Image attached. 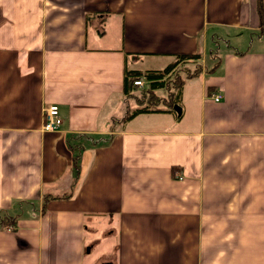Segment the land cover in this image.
I'll list each match as a JSON object with an SVG mask.
<instances>
[{"label":"crops","instance_id":"0c3cea01","mask_svg":"<svg viewBox=\"0 0 264 264\" xmlns=\"http://www.w3.org/2000/svg\"><path fill=\"white\" fill-rule=\"evenodd\" d=\"M262 15L264 0H0V264H264ZM188 53L180 113L126 119L125 70Z\"/></svg>","mask_w":264,"mask_h":264},{"label":"trees","instance_id":"16d2710c","mask_svg":"<svg viewBox=\"0 0 264 264\" xmlns=\"http://www.w3.org/2000/svg\"><path fill=\"white\" fill-rule=\"evenodd\" d=\"M264 15H262L263 18ZM263 21V19H262ZM176 60L174 62L169 63L162 69H148L144 71L139 70H132L124 72V78H123V91L125 95H128L131 97L136 105H138L136 108H134L131 112L128 113L126 116V119H130L140 113H149V112H163V111H171L175 112L174 105L177 104L176 99L174 97H177L172 94L171 89L168 88V80L167 77L170 76L176 66L181 61H186L189 59H197L199 55L197 54H177ZM199 69V65H197V69L194 73L197 72ZM192 73V74H194ZM143 78L145 80V85L142 88H139L134 84V81L137 79ZM183 84V81L180 79L178 82L179 87H181ZM166 89L168 96L166 97H160L157 94L158 90ZM135 91H138V95H135ZM174 96V97H173ZM167 104L166 109L160 108V104ZM180 115V114H179Z\"/></svg>","mask_w":264,"mask_h":264},{"label":"rangeland","instance_id":"374dc122","mask_svg":"<svg viewBox=\"0 0 264 264\" xmlns=\"http://www.w3.org/2000/svg\"><path fill=\"white\" fill-rule=\"evenodd\" d=\"M145 60L148 62V64H147L148 66H146V67H150V66L156 67L157 65H159V59L147 58ZM196 69H197V65L184 66L181 69H177L170 76L167 77L169 90L171 89L172 94L177 96V97L173 96L176 99V102H177V104H175V105L179 106L180 101H181L180 99H181V90L182 89H181V87L177 86L178 82L180 81V79L183 80V78H185L187 76V74L194 73L196 71ZM134 94L138 95V91L137 92L135 91ZM157 94L160 97L168 96V93H167L166 89L158 90ZM128 101L130 102L129 109L131 110L134 106H136V103H135L134 100H131V99H129ZM124 102H125V100H124ZM125 106L127 107L126 103H125ZM126 107H125V110H126ZM117 114H118L117 117L121 116L120 113H117ZM108 244H109L108 242H107V244L104 243L103 250L108 254V256H110L111 255V251H110V247L108 246ZM100 254L101 253L98 250L92 251L90 254H87L88 256H86L84 264H98L99 260L101 259V255Z\"/></svg>","mask_w":264,"mask_h":264},{"label":"built area","instance_id":"2783aa9c","mask_svg":"<svg viewBox=\"0 0 264 264\" xmlns=\"http://www.w3.org/2000/svg\"><path fill=\"white\" fill-rule=\"evenodd\" d=\"M263 24H264V16H263ZM145 80L143 78L137 79L134 81V84L136 86H138L139 88L144 87L145 85ZM211 100H213L214 102H219L222 98L223 95L221 92H215V93H211L208 96ZM62 123V118L60 116L59 113V108L57 105L52 104L50 106H48L45 110H44V119H43V124H42V129L44 131H48V132H55L59 130V126ZM77 156L76 158L78 159L79 157V149L77 147ZM178 178H181V176L177 175ZM7 230H13L14 226L9 225L8 227H6Z\"/></svg>","mask_w":264,"mask_h":264},{"label":"water","instance_id":"95a60500","mask_svg":"<svg viewBox=\"0 0 264 264\" xmlns=\"http://www.w3.org/2000/svg\"><path fill=\"white\" fill-rule=\"evenodd\" d=\"M174 109H175L178 113H180V111H181L180 107L177 106V105L174 106Z\"/></svg>","mask_w":264,"mask_h":264}]
</instances>
